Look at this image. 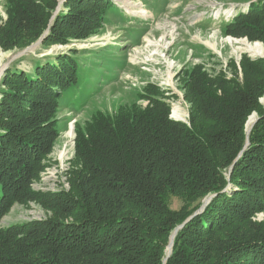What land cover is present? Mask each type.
<instances>
[{
	"label": "trees",
	"instance_id": "obj_1",
	"mask_svg": "<svg viewBox=\"0 0 264 264\" xmlns=\"http://www.w3.org/2000/svg\"><path fill=\"white\" fill-rule=\"evenodd\" d=\"M10 2L0 26L5 51L40 38L42 46L84 40L116 10L110 0H67L69 13L51 26L57 0ZM224 32L264 40V0ZM55 63L36 65L30 75L7 70L2 78L0 221L22 194L42 197L53 218L0 228V264H163L176 230L165 264H264V224L250 221L264 209V60L243 56L241 83L196 66L183 96L186 123L170 118L158 93L143 96L145 107L96 117L77 138L69 191L35 196L28 186L56 137L50 116L83 88L77 57L60 55Z\"/></svg>",
	"mask_w": 264,
	"mask_h": 264
},
{
	"label": "rangeland",
	"instance_id": "obj_2",
	"mask_svg": "<svg viewBox=\"0 0 264 264\" xmlns=\"http://www.w3.org/2000/svg\"><path fill=\"white\" fill-rule=\"evenodd\" d=\"M66 1L57 0L51 26L56 16L63 13L65 17L69 13L70 8L64 6ZM110 1L115 12L84 40L42 46L45 39L40 38L23 49L14 47L5 51L0 47V92L7 70L30 75L36 65L56 64L60 55L77 57L83 71V88L66 97L58 111L50 116L49 124L55 128L56 137L49 154L39 162L43 169L28 186L35 196L69 191V176L75 170L77 138L85 135L86 127L96 117H115L123 110L145 107L148 102L143 96L158 93V98H163L170 106V118L186 122L189 105L183 96L188 76L196 66L203 67L209 76L221 73L241 83L243 56L264 60V40L235 38L225 36L224 32L234 16L261 0ZM10 7V0H0V26L7 23ZM141 11L146 14L140 16ZM250 46H258L260 53L247 51ZM258 102L264 108V95ZM174 113H180L182 118H176ZM253 115L252 125L258 118L256 113ZM249 133H246V147L249 146ZM41 198L19 195L5 211L0 228L53 218L52 212L40 202ZM169 204L177 210L182 203L172 198ZM250 221L264 224V209L253 213ZM64 223L72 221L65 218Z\"/></svg>",
	"mask_w": 264,
	"mask_h": 264
},
{
	"label": "bare ground",
	"instance_id": "obj_3",
	"mask_svg": "<svg viewBox=\"0 0 264 264\" xmlns=\"http://www.w3.org/2000/svg\"><path fill=\"white\" fill-rule=\"evenodd\" d=\"M146 14V12L145 11H141V13L139 14L140 16H144ZM214 47L212 46L211 47V49H213ZM247 51H249V52H252V53H254V54H259L260 53V49H259V47L258 46H255L254 48L252 47V46H250V47H247ZM0 66H2V64L0 65ZM0 73H1V69H0ZM180 114V113H179ZM179 114L178 113H174V116L176 117V118H182V115H180L179 116ZM254 119H255V116L253 115V116H251V117H249V119H248V121H247V123H246V126H245V129H246V133H249L250 132V130H251V128H252V124H253V121H254ZM186 123V122H185ZM173 236H174V234L172 235V237H171V239H170V242H169V245L167 246V249H168V251L170 252V250H171V243H172V241H173ZM169 247V248H168ZM167 249H166V254H168L167 253Z\"/></svg>",
	"mask_w": 264,
	"mask_h": 264
},
{
	"label": "water",
	"instance_id": "obj_4",
	"mask_svg": "<svg viewBox=\"0 0 264 264\" xmlns=\"http://www.w3.org/2000/svg\"><path fill=\"white\" fill-rule=\"evenodd\" d=\"M231 168H232V167H231ZM230 171H231V169H230ZM211 198H212V197H210V198H208V199L205 200L204 205L200 208V211H202V210L204 209V207L208 204V202L210 201ZM196 214H197V213H195L194 215H196ZM181 227H182V226H180L179 228H181ZM179 228H178V229H179ZM176 231H177V230H176ZM176 231L174 232V236H175ZM174 236H173V238H174ZM172 246H173V241H172V243H171V250H170V252L167 254L164 263L166 262V260L169 258L170 254H171Z\"/></svg>",
	"mask_w": 264,
	"mask_h": 264
}]
</instances>
